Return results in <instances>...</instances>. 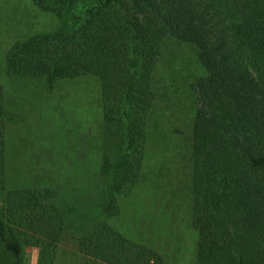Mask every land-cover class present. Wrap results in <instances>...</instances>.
Here are the masks:
<instances>
[{
  "label": "trees",
  "instance_id": "obj_1",
  "mask_svg": "<svg viewBox=\"0 0 264 264\" xmlns=\"http://www.w3.org/2000/svg\"><path fill=\"white\" fill-rule=\"evenodd\" d=\"M33 3L58 27L14 40L5 67L12 77L42 79L49 92L62 81L97 80L102 217L81 216L59 186L37 176L13 181L7 128L20 119L6 110L0 85V264H24L27 246L56 264L67 230L81 253L102 263L167 264L109 220L146 177L152 141L181 134L183 121L185 145L158 170L170 172L177 153L182 159L179 196L190 202L195 236L190 264H264V0Z\"/></svg>",
  "mask_w": 264,
  "mask_h": 264
},
{
  "label": "rangeland",
  "instance_id": "obj_2",
  "mask_svg": "<svg viewBox=\"0 0 264 264\" xmlns=\"http://www.w3.org/2000/svg\"><path fill=\"white\" fill-rule=\"evenodd\" d=\"M58 24L56 17L39 10L33 0H0V85L5 90L6 110L20 119L7 128L10 158L13 157L11 175L14 182L24 176L27 185L33 184L37 176L44 185L59 186L81 216L99 219L102 214L94 173L103 116L97 80L85 77L62 81L49 92L42 79L12 77L5 67V55L14 40L56 29ZM176 127L181 134L171 137L168 132L152 141L146 177L129 197L121 200L120 216L109 221L126 236L157 249L167 264H190L195 236L189 226L190 202L179 196L182 159L177 158V153L175 171L172 168L168 172L166 166L158 170L164 158L175 153L174 148L186 143V122H178ZM157 145L164 154H159ZM27 160L29 169L38 165L44 178L26 171ZM16 166L25 169L18 171ZM159 171L165 177L161 178ZM73 214L71 218L78 225L80 215ZM67 232L56 264H105L81 253L76 234ZM23 258L24 264H46L40 249L33 246L25 248Z\"/></svg>",
  "mask_w": 264,
  "mask_h": 264
}]
</instances>
